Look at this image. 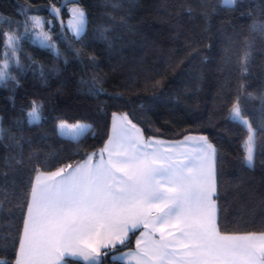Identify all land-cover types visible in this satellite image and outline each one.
Returning a JSON list of instances; mask_svg holds the SVG:
<instances>
[{"label":"trees","instance_id":"obj_1","mask_svg":"<svg viewBox=\"0 0 264 264\" xmlns=\"http://www.w3.org/2000/svg\"><path fill=\"white\" fill-rule=\"evenodd\" d=\"M61 1L0 0V62L9 34L16 48L0 81V262L17 260L35 177L97 155L115 113L147 137L206 135L217 151L220 232L264 233V0H81L80 36L67 6L62 25L51 17ZM34 14L54 21L57 52L32 41ZM33 102L38 123L28 119ZM236 103L255 130L251 166L248 128L230 116ZM60 122L89 128L71 139ZM135 236L102 252V264H125L112 257Z\"/></svg>","mask_w":264,"mask_h":264},{"label":"snow or ice","instance_id":"obj_2","mask_svg":"<svg viewBox=\"0 0 264 264\" xmlns=\"http://www.w3.org/2000/svg\"><path fill=\"white\" fill-rule=\"evenodd\" d=\"M225 2L234 4L235 0ZM58 12L53 10L54 15ZM32 20L36 26L44 23L39 17ZM74 21L79 35L85 24L82 9L74 10ZM13 39L9 36L5 43L4 69L8 67V49L16 51ZM49 39L43 34L44 42ZM44 42L42 46L55 49L54 44ZM4 76L0 69V81ZM41 107L33 102L29 123L40 121ZM233 117L248 128L245 161L251 166L253 130L238 105L233 107ZM86 127L59 124L61 134L73 138ZM200 139L207 143L206 138ZM210 150L211 145L202 146L201 155L174 159L158 150L145 151L137 138L122 133L117 146L108 151L106 161L101 154L95 165L89 157L71 172L60 169L43 180L37 176L27 203L17 264H57L69 251L75 255L76 250L88 264H102V251L108 255L110 248L127 246L130 231L148 229L150 225L159 231V239H152L144 248H139L141 240H137L134 256L125 254L133 256L136 264H264V233L221 235L217 230ZM140 235L145 233L141 231ZM84 248L95 255L84 254Z\"/></svg>","mask_w":264,"mask_h":264},{"label":"crops","instance_id":"obj_3","mask_svg":"<svg viewBox=\"0 0 264 264\" xmlns=\"http://www.w3.org/2000/svg\"><path fill=\"white\" fill-rule=\"evenodd\" d=\"M65 123L68 125H77V124L84 125L82 123H75V124H71V123H67V122H65ZM59 124H58V129H59ZM133 125L135 127H132ZM88 128L89 127L84 128L83 131H80L78 129L77 131H80V135L77 136L76 138H73L71 136H65V135H63V136L71 138V139H77L84 132H86L88 130ZM59 132L61 133L60 129H59ZM122 133H125V134L132 136V137L137 138L140 146L142 148H144L145 151L152 152V151L158 150V151L163 152L167 155H170L174 159H183L186 155H189V156L201 155L199 149L202 146L206 148L207 145H211V150L208 152V156H209L211 163H212V166L214 168L216 191H217V151H216L214 144L209 140V138L206 135H204V134H188V135H185L184 137L179 138V139H167V138L156 137V136L147 137V136H145V133H144L141 126H139L138 124L133 122L128 115L121 114V113L113 114L112 120H111L109 137H108L103 149L97 155H90L89 156V157H91V163L93 165H95L96 163L99 162V160L101 158V154H103V158L105 161L108 159V151L117 146V138ZM201 137L206 138V142H207L206 144L204 143V141H202L200 139ZM110 141H111V143H110ZM89 157H87L85 160H83L79 164H77V165H75L69 169H64L65 173L71 172L77 166L84 164V162L86 160H88ZM61 169H63V168H61ZM58 170H60V169H58ZM58 170H55L53 172H56ZM49 173H51V172H42V173H39L37 176H40L41 179L43 180V179L47 178V175ZM36 177H35L33 185L37 183ZM214 199H215V196H214ZM216 206H217L216 227H217V230L220 232L219 227H218V204H217V202H216ZM26 218H27V215H26ZM141 231H143L145 233V235L143 237H141V235H140ZM153 231H155V237L152 236ZM168 231H174V230L168 229ZM133 233H136L135 240H134V247L131 249L124 250L120 253L114 254L116 256L115 260L121 261L125 264H136V259L133 258V256L138 251L137 240H141V244L139 245V248H144L146 245L151 244L152 239H159V235H160L159 231L154 230L151 227V225L149 226L148 229H143L142 227H140V228H137L133 231H130L128 233V239L130 238V236ZM246 234L247 233H245V234H223V233H221V235H246ZM255 234L257 236H259L261 233H255ZM83 251H84V254L95 255V253H92L91 249H89V248H84ZM127 253H131V254H133V256H125V254H127ZM19 255H20V249L18 251L17 260H18ZM66 258L79 260L85 264H88V262L83 259V256L80 255L79 250H76L75 255H73L72 252L69 251L68 254H66L62 259L57 261V264H64V260ZM17 260H16L15 264H17ZM99 260L102 261V253L99 257ZM154 264H159V262L156 261V262H154Z\"/></svg>","mask_w":264,"mask_h":264},{"label":"rangeland","instance_id":"obj_4","mask_svg":"<svg viewBox=\"0 0 264 264\" xmlns=\"http://www.w3.org/2000/svg\"><path fill=\"white\" fill-rule=\"evenodd\" d=\"M224 2H225V0H224ZM226 4H228V3H226ZM229 5H231V4H229ZM67 7H68V11L70 12L71 16L67 20L66 25L68 26V28H69V30L71 31L72 34H74L76 36H80L84 32V30H85V27H86V18H85V24H84L83 31L80 32L79 35H77V32H76V30L74 28V23H75V21H74V10H76V9H82V8L77 3L70 4ZM32 17H39L42 21H44V23L41 26H36L34 24V21L32 20ZM30 20H31V26H30L28 32L31 34L32 41L35 42V43H37L38 45L42 46V42H44L43 41V34H47V36L50 37V39L48 41L44 42V43L54 44L55 45V49L50 48V47H47V48L51 49L54 52H57L58 49H59V40L57 38V35H58L57 32L56 31H53L54 21L53 20H50L49 25H47V21H46L45 17L42 16V15H37V14L31 15L30 16ZM9 36H11V37H13L15 39V35L9 34L8 37ZM14 39L11 42L12 43V47L14 46L13 45ZM42 47H44V46H42ZM9 50H11V48H9L8 51ZM7 63L9 65V60H7ZM4 64H5V60L2 61V62H0V69H2L5 72V75H6V71H7V68L8 67L6 69H4V67H3ZM36 104H38V103H36ZM235 105H238V107H239V104L238 103H236ZM239 109H240V107H239ZM30 111H31V109L29 110V112ZM230 116H231L232 119L241 122L239 119L233 117V108L231 110ZM243 118H244V120H246L248 122V125L251 126L248 118H246V117H243ZM28 119H29V117H28ZM82 124L86 125V123H82ZM251 128L253 130V144H252V147H253V157H254L255 130H254V128L252 126H251ZM247 140H248V138H247ZM252 163H253V161H252Z\"/></svg>","mask_w":264,"mask_h":264},{"label":"water","instance_id":"obj_5","mask_svg":"<svg viewBox=\"0 0 264 264\" xmlns=\"http://www.w3.org/2000/svg\"><path fill=\"white\" fill-rule=\"evenodd\" d=\"M81 0H79V2H80ZM78 2V3H79ZM77 3V4H78ZM70 4H74L73 2H72V0H62L61 1V5L60 6H58V7H56V6H52L51 8H50V10H49V13H50V15H51V17L52 18H54L55 20H56V22L57 23H59V24H63L64 22H63V17H62V11H63V9L66 7V6H68V5H70ZM54 9H56V10H59V12L57 13V14H53V10Z\"/></svg>","mask_w":264,"mask_h":264}]
</instances>
